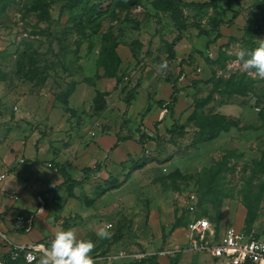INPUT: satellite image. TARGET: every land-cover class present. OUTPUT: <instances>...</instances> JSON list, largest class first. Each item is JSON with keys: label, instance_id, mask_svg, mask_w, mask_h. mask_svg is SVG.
<instances>
[{"label": "rangeland", "instance_id": "obj_1", "mask_svg": "<svg viewBox=\"0 0 264 264\" xmlns=\"http://www.w3.org/2000/svg\"><path fill=\"white\" fill-rule=\"evenodd\" d=\"M177 1L90 0L83 15L70 0H0V161L31 189L46 185L26 245L75 228L99 264H179L173 227L198 215L264 236V191L243 223V194L264 183V80L236 62L264 40V0ZM231 77L253 91L229 95ZM86 168L85 183L61 186L62 172L81 182ZM213 174L218 193L206 196ZM0 264L26 263L0 241Z\"/></svg>", "mask_w": 264, "mask_h": 264}, {"label": "built area", "instance_id": "obj_2", "mask_svg": "<svg viewBox=\"0 0 264 264\" xmlns=\"http://www.w3.org/2000/svg\"><path fill=\"white\" fill-rule=\"evenodd\" d=\"M5 177L6 174L0 171V186ZM185 204L186 211L194 215L198 205L197 195L194 192L189 193ZM31 223V219L26 220L22 216L16 215L13 220V228L28 233L31 231ZM186 230L188 233L187 244L178 248L176 250L178 253L207 254L220 264H264V237L233 227L218 230L217 226L204 216L191 219L186 225ZM0 241L9 246L13 255L22 254L26 264L34 263L47 248L42 243L14 244L3 232H0ZM166 254L169 252L161 255ZM125 258L126 256L121 254L113 258L112 261ZM145 260L143 256H140L132 260L131 263L140 264Z\"/></svg>", "mask_w": 264, "mask_h": 264}, {"label": "crops", "instance_id": "obj_3", "mask_svg": "<svg viewBox=\"0 0 264 264\" xmlns=\"http://www.w3.org/2000/svg\"><path fill=\"white\" fill-rule=\"evenodd\" d=\"M110 143L113 147L114 142L110 141ZM104 144L105 142L103 143V145ZM106 145L108 146L109 143ZM118 150H119V153H121V146L120 148H118ZM107 152L109 153V149L107 150ZM18 162H20V159H17L16 162H15V159H11L7 161V163H9L8 165L12 164L14 166H16L15 163H18ZM5 166H6L5 163L0 161V171L6 174V177L0 186V232L5 233L8 236V238L11 240V242L14 244H27L26 241L29 240V237H28L29 232L26 234L24 230L14 229L13 220L16 215H20L26 220L31 219L32 221L31 229H32L34 225L33 218L40 215L43 211V207L38 209V205L41 204L43 206V203L41 202L40 198L36 199V191H38V188L41 189L40 186L45 187L46 185L45 183L39 181V183L37 184L38 188L31 189L29 185H27L25 182L21 180V179L24 180L22 176L20 177L21 179L19 181L18 178L20 175L18 174L19 173L18 170H14L12 171V173H10L9 170ZM13 196L14 198H12ZM185 209H186V204H185ZM24 210L33 212L34 215L25 217L22 215ZM37 219L38 218H36L35 220L37 221ZM243 223L245 226V222ZM215 225L217 226L218 230H223L224 228H227L221 224L220 225L215 224ZM240 231H243V230H240ZM244 232L249 233L252 231H244ZM187 237H188V233H187L186 227L184 228V227L179 226L174 229L172 236H171V241L173 245L178 246L176 250L187 244ZM260 237H264V236H260ZM24 239H26V241ZM37 242H40V241H37ZM2 244L5 246L6 249L10 250L9 246L6 243H2ZM168 252L169 251H167L166 253ZM173 254H174L173 252H169L168 256L173 255ZM180 254L182 256V261H179V264H203L201 263V260L203 259L207 260L208 264H220L216 259L211 258L207 254H193V253H180ZM159 257L165 258L166 255H161V256L159 255ZM159 263H161L160 260H159Z\"/></svg>", "mask_w": 264, "mask_h": 264}, {"label": "clouds", "instance_id": "obj_4", "mask_svg": "<svg viewBox=\"0 0 264 264\" xmlns=\"http://www.w3.org/2000/svg\"><path fill=\"white\" fill-rule=\"evenodd\" d=\"M255 49L248 51L240 49L237 53L236 62L242 70L253 78L264 80V40ZM163 72L168 68V61L163 60L159 64ZM111 225L99 229L97 236L100 239H110ZM96 244L90 239H82L77 235L75 228L58 230L50 247L46 248L41 256L40 264H99L98 258L92 255Z\"/></svg>", "mask_w": 264, "mask_h": 264}, {"label": "trees", "instance_id": "obj_5", "mask_svg": "<svg viewBox=\"0 0 264 264\" xmlns=\"http://www.w3.org/2000/svg\"><path fill=\"white\" fill-rule=\"evenodd\" d=\"M89 1L90 0H70V3L66 4V9H68L69 12H72L75 8H77L78 6H81L84 3L82 12H83V15H86L87 12H89L86 8V6H87L86 3H88ZM180 4L181 3L177 0H166V5L170 8L177 9V7H179ZM119 5H121V3ZM128 5H130V4H128ZM120 7L124 8L123 6H120ZM71 15H73V14H71ZM74 20H75V16H72L71 21H74ZM104 41L107 42L108 38L105 37ZM245 80H246L245 77H240V78L231 77L230 79L224 81L223 85L228 90L227 92L229 95L245 96L246 94L253 91V82L252 81L246 82ZM67 95H68V93H67ZM105 96H107V94H105V93H99V92L96 93V97L99 99H102ZM172 101H174V100L172 99ZM201 103H203V101ZM262 119L264 120V115L262 116ZM227 128H228V126L226 128L225 127L222 128V129L227 130ZM95 168L98 169L99 165L95 164ZM92 171L93 170L86 168L83 171L85 177L83 178V180L81 182H75L73 180H69L67 174H65V172H62L61 176L64 178V182L62 183L61 186H68L70 184L85 183V179L87 178L88 174ZM217 172H218V170L216 172H213V173H216V175H217ZM214 175L215 174L209 175L208 176L209 178H207L205 185H202V187L205 188V190H206V196L216 195L218 193L215 190L216 187L213 186V182L215 180ZM110 189H112L111 185H110ZM250 189H248L246 194H243L244 206L246 209V217H245L246 228H249L253 224V222L255 221L256 213H257V209H258V204L260 202L261 195L264 191V183L259 185V187L257 188V192H255V193L251 192ZM201 204L202 203L199 202V200H198L197 210L202 207ZM197 210H196V212H197ZM196 212H195V214H196ZM199 217H203V216H201V215L196 216V218H199ZM179 226L180 225L178 223L173 228L175 229ZM19 257H21L22 261L24 262V260L22 258V254H19ZM154 264H158V263L154 262Z\"/></svg>", "mask_w": 264, "mask_h": 264}]
</instances>
